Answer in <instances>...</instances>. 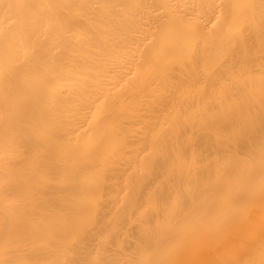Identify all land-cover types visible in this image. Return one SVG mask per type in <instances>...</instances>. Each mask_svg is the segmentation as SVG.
I'll return each mask as SVG.
<instances>
[{"label":"bare ground","instance_id":"1","mask_svg":"<svg viewBox=\"0 0 264 264\" xmlns=\"http://www.w3.org/2000/svg\"><path fill=\"white\" fill-rule=\"evenodd\" d=\"M0 264H264V0H0Z\"/></svg>","mask_w":264,"mask_h":264}]
</instances>
